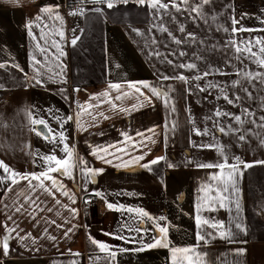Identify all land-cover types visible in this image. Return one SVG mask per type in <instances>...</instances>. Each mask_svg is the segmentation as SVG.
I'll return each mask as SVG.
<instances>
[{"label": "crops", "instance_id": "crops-1", "mask_svg": "<svg viewBox=\"0 0 264 264\" xmlns=\"http://www.w3.org/2000/svg\"><path fill=\"white\" fill-rule=\"evenodd\" d=\"M72 4H79L80 9H84L83 15H70L75 11ZM55 5L60 6L62 25L39 12L43 6ZM114 5L109 9L106 4H96L92 0H0V64L3 65L0 67V161L16 173L38 174L46 167L42 156L54 150L58 157L63 156L60 151L62 145L53 144L33 130L47 134L42 125L32 124L33 119H43L55 134L64 132L68 137L66 142L87 162V167L103 169L94 179L87 177L80 168L74 170V179L54 173L76 201L72 203L57 192L56 199L61 201V205H56L52 196L39 190L29 191L27 181L20 180L12 186L11 192L6 191L10 180L0 182V238L7 234L4 224L9 227L18 225L17 232L12 233L8 254L5 255L0 248V264H172V253L168 248L133 251L141 244L127 242L134 237L150 243L159 236L156 223L168 226L170 248H195L200 254L199 264H264V235H257V228L251 223L244 164L240 165L239 192L232 197L233 202H225L224 207L214 205L215 210L211 211L206 210L205 205L200 211L202 218L222 221L225 229L231 231V237L222 238L208 225L198 228L195 220L197 204L206 195L201 188L214 183L211 176L219 170L197 165L223 160L210 161L191 156L187 152V142L177 132L176 116L170 104L166 105L163 99L152 96L147 89L142 91L150 97V102L126 87L121 91H127L129 95L119 101L114 100L120 93L109 88L111 83L126 85L127 82L147 81L168 93L170 88L178 85L176 79L163 80L153 72L134 75L127 70L130 66L113 64L112 49L116 36L112 32L120 30L125 33L132 26L143 24L150 8L136 0H128L127 3L114 0ZM96 8L103 11H93ZM38 14L43 17L41 20L36 19ZM30 20L37 38L41 30L48 36L47 44L44 40L39 41L48 49L46 54L39 51L37 42L28 34L26 24ZM56 31H63L64 39L55 35ZM74 37L78 39L73 46L71 40ZM53 39L60 43L63 56H59L57 49L51 46ZM32 56L41 62L35 65L39 74L34 70ZM14 65H19L23 71ZM33 77L41 83L38 84ZM105 91L110 93L109 97L101 95ZM108 99H112L118 108L113 109L105 102ZM89 104L99 107L88 108ZM133 105L137 107L133 109ZM119 108L129 111H119ZM88 112L95 116V120ZM78 113L79 124L76 120ZM69 116L73 119L67 120ZM149 129H154L155 135ZM138 132L151 136L155 143L144 140L146 147L137 144L133 148L132 142H128L129 155H122L121 159L108 156L112 163L98 158L103 152L93 154L97 148L124 141L122 133H127L133 141H141L143 138L137 136ZM141 154H145L143 161L122 166ZM161 156L166 159L152 165L151 170L140 167ZM227 162L237 163L236 160ZM169 163L176 167L169 168ZM6 175L0 168V177ZM97 191L104 194L107 202L143 209L157 219L141 218L136 212L109 210L104 200L99 209L81 204L82 199ZM24 194L38 196L40 208L53 210L37 209L33 212L34 206L25 202ZM237 199L239 210L234 202ZM21 203L27 211L15 212V207ZM62 205H68V208ZM73 208L77 210L75 216L69 210ZM159 217L166 219L161 221ZM236 223H240L244 230L236 229ZM137 227L141 229L139 233L130 231ZM69 228L72 231L65 236ZM17 233L19 237L27 238L21 240ZM198 233L211 235H206L201 241ZM117 235L125 239L114 238ZM50 236L55 239H49ZM89 237L108 244L116 253L115 260L110 262L107 253L91 243ZM69 250L80 255L73 256Z\"/></svg>", "mask_w": 264, "mask_h": 264}, {"label": "rangeland", "instance_id": "rangeland-1", "mask_svg": "<svg viewBox=\"0 0 264 264\" xmlns=\"http://www.w3.org/2000/svg\"><path fill=\"white\" fill-rule=\"evenodd\" d=\"M163 2L169 4L168 9L150 7L143 24L134 25L125 33L120 30L112 32L116 36L112 62L130 66L127 70L134 75L153 72L162 77L183 75L188 78V83L176 79L177 87L169 89L170 107H175L172 113L176 116L177 132L187 142V152L197 156L195 159L216 161L226 156L227 161H233L239 157L244 164H252L246 168L249 214L257 235H264V163H260L264 161V144L261 143L264 140V120L261 119L264 117V82L243 78V73H264V68L246 56L236 59L237 54L230 44L232 40L254 43L256 38L264 37V31L260 30L264 29V0H211L210 4L203 6L202 15L192 11L201 0H188V4L175 0L180 11L171 6L172 0ZM244 13L248 15L240 20V25L256 31L233 35L231 17L239 20ZM223 28L229 31L225 32ZM173 37L182 42L175 43ZM252 50L258 52V46ZM181 52L185 55H180ZM189 63L195 64L196 68L178 67ZM217 69L227 74L221 75ZM206 71L212 74L194 79ZM237 80L240 83L233 86L232 82ZM209 84L219 87H208ZM200 88L207 90L200 91ZM244 89L251 93L250 97ZM224 95L233 100L236 96L241 99L229 104ZM244 109L254 115H248ZM217 111L239 115L243 123H238L232 116L217 117ZM219 127H224L227 134L219 132ZM194 129L201 132L208 129L209 134L196 135ZM240 135L245 136L244 141L239 139ZM193 143L218 144L223 147V156L215 148L200 149L193 147Z\"/></svg>", "mask_w": 264, "mask_h": 264}, {"label": "snow or ice", "instance_id": "snow-or-ice-1", "mask_svg": "<svg viewBox=\"0 0 264 264\" xmlns=\"http://www.w3.org/2000/svg\"><path fill=\"white\" fill-rule=\"evenodd\" d=\"M93 3L96 4H106L107 8L111 9L113 8L114 5V0H92ZM119 2L122 3H127L128 0H119ZM136 2L140 5H145L147 4L149 7L152 9H168L169 4L164 3L163 0H136ZM183 4H188V0H181ZM211 0H201V3L199 5H196L195 7L192 8L193 12H196L197 15H202V10L203 6L210 4ZM171 6L175 8L177 11H180V6L175 3V0H172ZM59 5L55 6H43L40 8L39 12L46 15L49 19H55L57 21H60L61 25L63 24V17L59 14ZM93 11L96 12H102L103 10L100 8L93 9ZM84 9H79L78 11H73L69 13L70 15H83ZM248 14L244 13L241 15V18L238 20L235 16L231 17V32L233 35L240 33V32H250V31H256V29H250L246 28L243 25H240V20L244 19ZM43 17L38 14L36 16L37 20H41ZM264 22V21H262ZM237 25H240V27H237ZM37 27L39 25H36ZM45 27H48V25H45ZM26 28L28 30L29 36L35 40L36 47L39 49V51L42 54H46L48 52V49L42 46L39 41L44 40L45 44L48 43V36L46 33L41 30L39 38L33 33L32 28H33V22L30 20L26 24ZM164 31H167V29H163ZM261 31H264V29H260ZM180 31H184L183 27L180 28ZM223 31L228 32V28H223ZM55 35H58L61 39H64V32L63 31H56L54 33ZM171 35V34H170ZM189 37L194 39L193 34L189 33ZM78 37H74L71 40V44L74 46L77 43ZM174 42L179 44L182 41L179 39H176L173 37ZM231 46L234 48L236 55V59H241V56H246V58L252 60V62L256 63L259 67L264 68V37L261 38H256L255 42L251 40L247 41H242L238 43L236 40L230 41ZM242 45V46H241ZM51 46L56 48L57 51L59 52V56H63L64 52L60 46V43L56 41L55 39L51 40ZM258 46V52H254L252 49L254 47ZM55 55V54H53ZM180 55H185V53L181 52ZM47 59V55L45 56ZM32 61L34 62V70L39 74V69L35 68V65H39L41 62L36 59L35 56L31 57ZM56 59H59V57H56ZM169 63H172L169 61ZM0 67H3L2 64H0ZM14 67L19 69V65H14ZM180 68H187L189 70L195 69L196 65L189 63V64H180L178 65ZM20 71H23V69H19ZM219 72L221 75H226L227 73L220 72L219 69L216 70ZM212 74L210 71H206L202 74V76H196L194 79L199 80L202 79L203 77H206L208 75ZM240 75V73H237ZM179 79L181 81H184L185 83H188L189 80L187 77L183 75H178L175 77H168V76H163V80H168V79ZM243 78L248 79L249 81L254 80V79H260L261 82H264V73L261 72H246L243 73ZM33 79H36V77H33ZM36 82L39 84L41 81L39 79H36ZM66 82V81H64ZM233 86H236L240 83V81H233ZM126 87L127 89L134 90L135 94H138V97H144L145 100H148L150 102V97L145 96V93L142 91V89H147L152 96L163 99V102L166 105H169L171 103V97L169 96V93L167 91H164L161 88H157L150 84L147 81H139V82H127L126 85H122L120 83H111L109 84V88L116 90L120 94L116 95L114 97L115 101H119L122 98H126L129 95V92L127 91H121L122 88ZM199 88V85H197ZM208 87H219V85H214V84H209ZM200 91H206V88H200ZM76 91H79V89H76ZM244 91L247 93V89H244ZM248 96H251V93H247ZM104 97H109L110 93L108 91H105L102 93ZM219 98V97H218ZM223 98L229 103V104H234L235 101H239L241 99L240 96H236L235 100L230 99L227 95H224ZM93 99H96V97H93ZM105 102L109 103L113 109H117L118 105L115 104L112 99H108ZM88 108H97L99 105H93L89 104L87 106ZM137 105H133L132 108L135 109ZM81 110L84 111L85 109L83 106H81ZM119 111H129L128 109L125 108H119ZM172 111H175L174 105H172ZM245 113L248 115H254L253 113H249L247 109H244ZM89 116H92L91 112H88ZM99 115L103 116V113H99ZM217 117L219 116H232V118L237 121L238 123H243L241 120V117L239 115H233L232 113L228 112H220L217 111L215 113ZM107 119L108 117H104ZM73 117L69 116L67 117V120H72ZM92 119L95 120V116H92ZM262 120H264V117H261ZM77 123H80V114H77ZM255 121H253L254 123ZM33 125H42L45 129H47V134L41 133L37 129H33L36 131L37 135H44V138L49 140L55 145H62L60 148V151L63 152V156L58 157L55 154V150L47 155H44L41 157V159L45 162L46 167L43 171L40 173H24V174H19L16 173L15 171L11 170L8 165L4 164L3 161H0V168L3 169L4 173L7 174L5 177H0V182H3L5 180H10V186L6 189V191L11 192L13 190L12 186L16 185L19 183L20 180L27 181L28 184V190L29 191H41L47 195L52 196L55 199L56 205H61V201L59 199H56V193L60 192L63 196L68 197L72 203H75V198L74 196H70L69 191L64 188V185L62 182H59L57 179V176L53 175L58 174L59 176H66L70 179H74L73 172L77 168H80V171L82 173H85L87 177L93 178L98 175L99 173L103 172V169H94L87 167V162L82 160L78 154L75 153L74 148L71 147L66 141L68 137L64 134V132H60L58 135L53 132V130L48 126L45 120L43 119H33L32 120ZM63 125L61 124V127ZM264 126V125H262ZM82 130H86L81 126ZM175 128V125L173 124V129ZM231 131H235L232 129H229ZM149 132H152L153 135H155V130L154 129H149ZM196 135H208L209 130L204 129L203 132H201L200 129H194ZM219 132L227 134L226 130L224 127H219ZM124 136V141L118 142L117 144H111L107 145L104 148H97L94 150L93 154H97L100 152H103V155H98V158L103 160L105 163H112L110 159H108V156H112L116 159H121L122 155H129L128 152V142H132L131 146L135 148L137 144H139L142 147H146V145L143 143L144 140L151 141L152 143H155V140L152 139L151 136H145L144 133H137V136L142 137L143 139L141 141H133V138L130 137L127 133H122ZM239 139L241 141L245 140L244 135H240ZM262 144H264V140L261 141ZM193 147H197L200 149H212L215 148L222 156H223V147L220 145H213V144H195L193 143ZM145 159V154H141L138 156L133 157L131 160L123 164L122 166L127 167L128 164L131 163H138L139 161H143ZM166 157H157L148 163L141 164L140 167L146 168L151 170L152 165H156L160 163L161 161L165 160ZM237 163L236 164H229L227 162V157L224 156L223 162L220 163H202L198 164L197 167L199 168H207V169H218L219 171L217 173H214L211 176V181L214 183H209L204 185L201 188V191L206 193L204 197L201 198V201L198 202L197 204V215L195 217L196 224L198 228L202 227L203 225H208L211 228L215 229L222 238L228 239L231 237L232 233L229 229H225V226L222 221H211L208 218H202L200 215L201 209L206 207V210H215L214 205H219V207H224L225 202H233L232 197L237 196L239 189L237 187L238 183V177L242 175L240 165L244 164L243 161L240 160L239 157L235 158ZM260 163H264V161H261ZM84 165L85 167L81 168L80 166ZM169 168L176 167V165L169 163L168 164ZM245 168L252 167V164H244ZM35 182V183H34ZM25 195V202L29 204L30 206H34L32 211H36L37 209L40 211L47 210L51 212L53 209L52 208H47V209H42L40 208V205L37 203L39 197H32V196H27ZM96 197H99L101 200L105 201L106 207L109 210H115V211H127L129 213L136 212L141 218H147L148 220H156L157 218L152 217L149 215L148 212L144 211L143 209H132V208H125L124 205H115L113 203L107 202L106 197L104 196L103 193L97 191L94 193ZM235 202L237 210H239V200L237 199ZM86 203H91V201H86ZM7 207V205H5ZM64 208H68V205H62ZM73 216L76 215L77 210L76 209H69ZM22 211H27L25 209V206L23 203L19 204V206L15 207V212L20 213ZM29 215H32V212L28 213ZM9 220L12 219L11 216L8 217ZM165 217H159L158 220H165ZM51 223H55V221H52ZM3 227L5 228L6 235H4L2 238H0V248H2L3 252L5 255L8 254L9 252V242L11 239H13L12 233L17 232V227H9L8 224H4ZM57 227H60V225H57ZM75 227V226H74ZM155 227L158 229L159 236L153 238V240L150 243H143V240H137L136 238H132L131 240H128L127 242L131 243H139L141 244V247L132 249L133 251H144L145 249H151V248H168L170 252L172 253V264H199L200 260V254L196 252L195 248H179V247H171L170 248V241L168 239V226L166 225H161L160 223H156ZM236 229H240L243 231L244 229L242 228V225L240 223L235 224ZM72 231L71 228H69L65 232V236L68 235ZM130 231H135L139 233L141 229L139 227L135 229H130ZM106 235H111L109 233H106ZM206 235H211V233H208ZM205 234H200L198 233V239L203 241L206 238ZM17 237L21 240L27 238V237H19V234L17 233ZM28 237H30V234H28ZM114 238L116 239H125L123 236H115ZM49 239H55V237H49ZM91 243L97 245V247L102 251L107 253L108 257L110 258V262L115 260L116 253L111 250L110 246L104 242H100L95 240L94 238L89 237ZM123 251H128V249H122ZM241 252L243 250H240ZM71 253V250H69ZM177 254H182L178 256ZM73 256H78L80 255L79 253H71ZM195 257V259H193ZM75 264V262H73Z\"/></svg>", "mask_w": 264, "mask_h": 264}, {"label": "built area", "instance_id": "built-area-1", "mask_svg": "<svg viewBox=\"0 0 264 264\" xmlns=\"http://www.w3.org/2000/svg\"><path fill=\"white\" fill-rule=\"evenodd\" d=\"M71 8L75 11H78L80 9L79 4H72ZM86 201H91V203H86ZM103 200H101L99 197H96L94 194L87 196L84 200L82 199L81 204L82 205H88L90 207H95L96 209H99V205H101Z\"/></svg>", "mask_w": 264, "mask_h": 264}]
</instances>
